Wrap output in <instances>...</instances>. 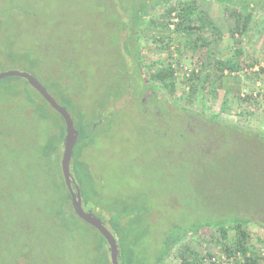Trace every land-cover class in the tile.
I'll return each instance as SVG.
<instances>
[{
    "label": "rangeland",
    "instance_id": "1",
    "mask_svg": "<svg viewBox=\"0 0 264 264\" xmlns=\"http://www.w3.org/2000/svg\"><path fill=\"white\" fill-rule=\"evenodd\" d=\"M148 1L0 0V73L32 74L64 107L55 90L67 89L88 114L97 98L112 92L106 116L116 115L88 139L82 154L97 192L81 187L90 192L83 195L84 209L105 223L121 249L124 242L110 218L127 205L128 218L140 220L135 232L146 234L135 248L143 262H155L169 233L186 232L182 243L201 254L204 264H237L224 255L213 225L239 216L253 220L247 226L250 243L264 256V71H259L264 68L263 11L257 7L246 36L232 37L235 17L226 6L198 1L207 19L222 31L220 39L211 29L204 34L211 57H206V49L201 56L195 54L175 35L169 55L165 44L154 40L161 25H144L140 80L152 85L150 72L168 64L177 71L178 81L192 69L203 71L202 79L214 73L220 77L193 101L184 82L175 91L155 83L156 98L149 100L138 97L141 87L136 82L114 99L119 82L115 74L127 71L134 82L138 69L123 48L120 32ZM173 2L154 10L153 19L162 22ZM120 17L124 24L118 22ZM237 48L243 50L239 59L234 55ZM233 57L245 64L236 72L242 84L237 93L229 89L225 94L220 78L228 71L221 75L208 63ZM251 94L253 101L244 99ZM143 100L146 107L141 109ZM224 100L227 106L221 112ZM218 112L219 122L209 120ZM54 125L63 127L61 117L26 79L0 80V264H97L94 250L101 234L79 218L68 216L67 222L61 216L66 214L63 142L59 154L43 149ZM110 210L115 212L111 215ZM75 225L79 230L74 231ZM234 237L230 228L229 238ZM179 250L177 243L165 264H179ZM108 256L111 261L110 252Z\"/></svg>",
    "mask_w": 264,
    "mask_h": 264
},
{
    "label": "trees",
    "instance_id": "2",
    "mask_svg": "<svg viewBox=\"0 0 264 264\" xmlns=\"http://www.w3.org/2000/svg\"><path fill=\"white\" fill-rule=\"evenodd\" d=\"M152 1L153 0H149L145 6L142 5L140 12L137 13L135 17H132V19H127L126 27L122 28L124 29L123 33L120 32L121 38L122 35H124L123 39L125 44L123 45V48L128 52H131L132 57H134V61H137L139 66L137 65L138 69L134 82L132 80H129V74H124L127 71L115 74L116 77H118L119 82L114 99H118L126 95L130 87L133 89L137 85L136 82H138L140 84L139 86L141 87H139L141 90L138 94V97H141L143 99L147 98V100L152 99L153 97L156 98V93L154 89H152L155 83H158L162 87L167 88L171 91H175L179 82H184V90L187 89L186 91L188 92V98L189 100L193 101L197 97V93L199 91L206 93L208 91V88H210L212 81L217 80L220 76L216 75L218 73H214L213 75H208L204 79H202L203 71L192 69L188 77H184L182 81H178V78L176 77L177 71L175 70L174 66L168 64L166 66L163 65V67L160 66L159 69H153V71L150 72L151 75L149 77V81L152 85L148 84L145 80H140L142 67H144L143 63H145L142 52L143 49L139 44V37L144 32H146V29H144L143 26L148 24L149 27L147 28L157 29L161 25V29H158V32L154 34V40L155 42L164 43L167 52H169V55L172 53L170 48L175 35L176 38H184V47L192 48L195 54H199V56H201L203 50L206 49V51H204L206 53V57L210 56L212 55L211 51L209 50L210 40L204 34L206 30L211 29V32L213 35H215L216 39H220V37L222 36V31L214 23V21H212L211 19H207L206 12L199 7L198 1L204 2L206 0H176L175 3L173 2V5L166 8V12L164 14L165 19H163L162 22L155 21V19H153V12L154 10L159 8V6H162V4L172 3V0H159V2L155 4H152ZM215 1L224 4L227 8V11L233 14V16L235 17V27L230 30L232 37H234L235 35H238L240 37L246 36L256 16L257 7L261 8V10L263 11L262 13L264 14V0ZM144 16L148 17L147 19L149 20L147 22L142 21V18ZM175 18H177L178 21L175 22ZM113 20V23L117 24L116 19L113 18ZM118 22H122V24H124L123 18L120 17ZM172 24H174L173 28L171 27ZM242 54L243 50L241 48H237L235 50L234 55H237V58L238 56L242 57ZM237 58L233 57L225 60L214 59L212 61L210 60L211 62H209L208 65L212 68H215V72L219 71L221 75L224 71L227 70L228 73L231 72V75L238 77V75H236V72H238L241 68H244L245 64L243 63V61L238 60L239 58ZM248 66L251 67L252 65L248 63ZM259 71H264V68H260ZM258 73L259 72H257V74ZM221 79H223V77L220 78V80ZM55 92H57L62 100L66 102V108L71 113L75 123V127L79 131L80 135L79 140L74 148V154L71 162V165L73 166V168L71 169V172L73 173L72 175L75 176L77 183L81 189L82 195H84L85 192L86 194H90L88 190L89 188H91V192L96 193L97 191L95 190V181L94 176L92 175L91 167L85 160L82 159V154L85 148L89 145V143L87 142L88 139L91 138L92 135L96 134L98 130L100 131L101 126L105 127L106 125L110 124V119L114 115H116V112H112V114L110 113L109 116H106V109L113 98L110 96L112 92L108 91L103 93L101 95L102 99L97 98L93 102V110L89 113L90 115L85 110V105L75 100L74 97L67 92V89L57 87ZM147 92L150 93L148 94ZM225 94H227V92H225ZM244 99L253 101L254 95L251 94L247 97H244ZM146 102L147 101L145 100L140 102L142 105L141 109L146 107ZM226 106L227 103L226 100H224L222 103L221 112L225 111ZM221 112H218L214 116L209 117V120H211L212 122H219L217 120ZM59 116L62 119L63 127H61L60 129L54 125L55 131L50 133V136L46 139L43 147L44 151L47 150L51 152L53 150L56 152V154H59L62 145L61 143L63 142V138L65 136V123L62 116L60 114ZM81 141H83V143L79 144V142ZM81 184H85L86 188L88 189H85L84 191V189H82L81 187ZM128 209L129 208L127 205H123L122 209L117 214H113L115 210H110V214L115 215L110 218V223L113 229L117 232V235L120 237V240H122L125 245L124 248L121 249V245L118 242L120 249L119 262L120 264H149V260L143 262L142 258H139L135 252V248L143 240L146 234L140 235L138 234V232H135V227L136 225L140 224V220H132L128 218ZM64 211L66 214L61 213V216L65 219V221L68 222L69 220H71V217L78 218L72 208V204L70 202V194L67 186ZM68 216H70V218ZM252 221L253 220L251 218L239 216L233 218V220L229 223L213 225L219 231L218 242L221 250L224 252V255L227 258L234 260L237 264H264V256L258 254L256 252V247L252 246V244L250 243L251 235L247 226L252 223ZM205 226L206 225H202L199 228ZM207 227L212 226L208 225ZM230 228L235 231V237L233 240L229 238ZM74 229V231L79 230V227L75 225ZM186 236V232L169 233L166 238H164V247L161 253L156 257V260L153 264H165L166 259L171 254L172 249L177 245V243L180 244L179 251L181 258L179 264H204L205 259L201 254L190 248L189 245L182 243L184 237ZM101 237L102 241L98 242L95 245V261L97 264H111L108 256L109 251L107 241L102 236V234Z\"/></svg>",
    "mask_w": 264,
    "mask_h": 264
},
{
    "label": "water",
    "instance_id": "3",
    "mask_svg": "<svg viewBox=\"0 0 264 264\" xmlns=\"http://www.w3.org/2000/svg\"><path fill=\"white\" fill-rule=\"evenodd\" d=\"M8 77H21L26 79L29 84L36 89L42 97L55 109L63 118L65 123V136L63 138V153L61 158L62 174L71 195L73 210L79 219L97 229L105 238L110 252L111 264H120V249L117 238L107 228L105 223L94 213L88 212L83 207V198L79 185L71 172V162L74 148L79 140V131L75 127L73 117L69 110L61 105L49 90L32 74L19 70H9L0 73V80Z\"/></svg>",
    "mask_w": 264,
    "mask_h": 264
},
{
    "label": "crops",
    "instance_id": "4",
    "mask_svg": "<svg viewBox=\"0 0 264 264\" xmlns=\"http://www.w3.org/2000/svg\"><path fill=\"white\" fill-rule=\"evenodd\" d=\"M221 84L223 85V90L225 87V92L230 91H236V93L239 91L240 87L238 85L242 84V79L238 76H233V75H226L223 77ZM236 89V90H235Z\"/></svg>",
    "mask_w": 264,
    "mask_h": 264
},
{
    "label": "flooded vegetation",
    "instance_id": "5",
    "mask_svg": "<svg viewBox=\"0 0 264 264\" xmlns=\"http://www.w3.org/2000/svg\"><path fill=\"white\" fill-rule=\"evenodd\" d=\"M61 173H62V169H61ZM73 174V173H72ZM62 176H63V174H62ZM73 177H74V179L76 180V178H75V176L73 175ZM63 179H64V177H63ZM65 181V180H64ZM76 182H77V180H76ZM78 184V183H77ZM82 193V192H81ZM70 194V193H69ZM82 198H83V195H82ZM70 202H71V195H70ZM72 204V203H71ZM73 208V207H72Z\"/></svg>",
    "mask_w": 264,
    "mask_h": 264
},
{
    "label": "built area",
    "instance_id": "6",
    "mask_svg": "<svg viewBox=\"0 0 264 264\" xmlns=\"http://www.w3.org/2000/svg\"><path fill=\"white\" fill-rule=\"evenodd\" d=\"M174 20H175V22H176V21H178V19H177V18H175ZM171 27L173 28V27H174V24H172V26H171ZM184 70H185V72H186V67H185V69H184ZM191 71H192V70H191ZM191 71H190V73H191ZM190 73H188V76L190 75Z\"/></svg>",
    "mask_w": 264,
    "mask_h": 264
}]
</instances>
